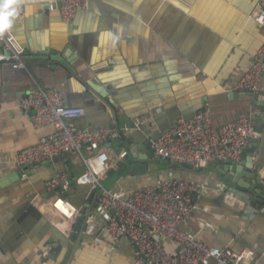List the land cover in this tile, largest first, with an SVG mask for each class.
<instances>
[{
	"label": "crops",
	"instance_id": "crops-1",
	"mask_svg": "<svg viewBox=\"0 0 264 264\" xmlns=\"http://www.w3.org/2000/svg\"><path fill=\"white\" fill-rule=\"evenodd\" d=\"M49 1L0 0V15L12 12L9 30L23 52L45 51L42 58L24 59L25 68L0 62V264H137L131 243H113L105 231L98 189L76 183L68 191L71 180L56 191L80 212L90 209L74 249L63 231L69 222L50 213L45 182L62 172L66 178L83 173L79 155L26 167L8 161L52 130L33 125L32 110L20 107L35 86L55 88L67 104L83 107L84 116L71 120L77 127H117L121 137L108 140L109 153L128 140L156 137L178 117L206 112L218 126L246 116L260 129L252 170L264 185V106L248 93L234 97L225 89L244 75L264 39L254 19L257 0H91L70 23L49 9ZM261 90L264 102V76ZM81 153L88 155L85 147ZM170 178L207 185L195 195L184 229L211 246L251 248L253 257L242 264H264V205L246 191L226 188L208 166L190 171L150 164L148 173L123 175L107 188L129 191ZM57 244L60 250L47 258ZM175 247L167 241L169 251Z\"/></svg>",
	"mask_w": 264,
	"mask_h": 264
},
{
	"label": "built area",
	"instance_id": "built-area-1",
	"mask_svg": "<svg viewBox=\"0 0 264 264\" xmlns=\"http://www.w3.org/2000/svg\"><path fill=\"white\" fill-rule=\"evenodd\" d=\"M90 1L50 0L49 9H58L62 21L70 23L77 11L86 8ZM254 19L264 28V0H257ZM0 45V62H12L13 68H25L23 47L9 27L0 30ZM263 58L264 39L244 75L228 85L225 88L227 92L260 93L264 76ZM20 107L25 112L32 110L30 119L33 125L48 124L52 130L8 161L26 167L42 161L51 162L60 154L79 155L84 171L76 177V183L98 189L96 202L106 217L105 231L113 243L120 240L131 243L137 264H242L253 257L251 248L236 251L229 246H211L183 228L196 209L195 195L207 189L204 183L170 178L129 191L108 189L102 181L107 169L114 168L115 162L111 160L106 143L109 139L121 137L117 127H77L71 120L83 117L84 108L67 104L62 93L55 88L35 86L22 99ZM255 137L258 133L246 116L215 126L209 114L198 112L187 118L178 117L170 128L149 140L155 155L166 158L170 163L200 170L220 159L237 161ZM83 147L88 151L87 156L81 153ZM126 154L122 150L117 159L125 158ZM59 184L63 189L68 188L63 172L45 182L48 190ZM48 204L52 215L62 222H69V225L62 224L68 235L80 213L79 208L63 194L51 195ZM167 241L176 243L173 251L166 248ZM46 255L47 250H44L42 256Z\"/></svg>",
	"mask_w": 264,
	"mask_h": 264
},
{
	"label": "water",
	"instance_id": "water-1",
	"mask_svg": "<svg viewBox=\"0 0 264 264\" xmlns=\"http://www.w3.org/2000/svg\"><path fill=\"white\" fill-rule=\"evenodd\" d=\"M6 0H2L4 4ZM45 51H37L32 52L28 49L24 50V57L23 59L27 58H42ZM50 59H53L50 58ZM264 60V58H263ZM64 63L68 66L69 61L65 60ZM239 92H231L230 96H238ZM255 102L257 104L263 105L264 102H261L262 99L261 94H251ZM258 100V101H257ZM31 113V111H29ZM256 132H260V129H255ZM258 138H253L247 144V147L242 151L239 162L233 161L230 159H220L210 163L208 168L210 171L214 172L215 175L218 177L220 181L225 183L226 188L229 186L246 191L250 193L254 199H256L261 205H264V185L263 181L260 180L254 173H253V161L252 156L254 153V146L258 145L259 143ZM124 146L117 147V149L110 150V157L111 160L115 162V166L110 167L106 171V179L105 183L111 184L113 180L118 179L123 175H144L148 173L150 164H155L161 166L163 168L170 167V168H180L184 170H190L191 168L187 165H182L178 163H170L166 158H161L154 154V151L151 147V143L149 139H145L142 143L136 141L123 142ZM122 150L126 151V156L123 159H117L118 153ZM27 170L23 168L21 172ZM250 177V181H246L243 178ZM72 180L73 185L70 186L67 190H73L76 184V178H72L68 176L66 178L67 182ZM255 184L258 186L256 187ZM62 187V184L55 186L53 189L47 191L44 196L56 194V191ZM194 200V199H193ZM90 209L86 208L84 211L80 212L73 221V229L68 233L67 237L68 240L73 244V249L77 247L79 239L82 233L86 229L85 219L90 214ZM66 233V229H63ZM61 245L57 244V246L53 249L52 252L48 253L47 258H54L55 254L60 250Z\"/></svg>",
	"mask_w": 264,
	"mask_h": 264
},
{
	"label": "clouds",
	"instance_id": "clouds-1",
	"mask_svg": "<svg viewBox=\"0 0 264 264\" xmlns=\"http://www.w3.org/2000/svg\"><path fill=\"white\" fill-rule=\"evenodd\" d=\"M5 8L9 5L5 4ZM12 16V12H7V14L0 16V30L7 29L10 25L9 17Z\"/></svg>",
	"mask_w": 264,
	"mask_h": 264
},
{
	"label": "rangeland",
	"instance_id": "rangeland-1",
	"mask_svg": "<svg viewBox=\"0 0 264 264\" xmlns=\"http://www.w3.org/2000/svg\"><path fill=\"white\" fill-rule=\"evenodd\" d=\"M103 185L104 186L106 185V187H108V188L110 187V184H107V183H104Z\"/></svg>",
	"mask_w": 264,
	"mask_h": 264
}]
</instances>
